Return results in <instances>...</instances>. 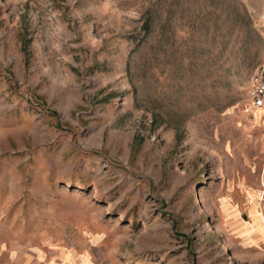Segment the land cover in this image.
<instances>
[{
  "label": "rangeland",
  "instance_id": "obj_1",
  "mask_svg": "<svg viewBox=\"0 0 264 264\" xmlns=\"http://www.w3.org/2000/svg\"><path fill=\"white\" fill-rule=\"evenodd\" d=\"M264 0H0V264H264Z\"/></svg>",
  "mask_w": 264,
  "mask_h": 264
},
{
  "label": "built area",
  "instance_id": "obj_2",
  "mask_svg": "<svg viewBox=\"0 0 264 264\" xmlns=\"http://www.w3.org/2000/svg\"><path fill=\"white\" fill-rule=\"evenodd\" d=\"M248 98V110H264V61L251 74Z\"/></svg>",
  "mask_w": 264,
  "mask_h": 264
}]
</instances>
